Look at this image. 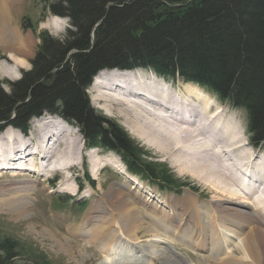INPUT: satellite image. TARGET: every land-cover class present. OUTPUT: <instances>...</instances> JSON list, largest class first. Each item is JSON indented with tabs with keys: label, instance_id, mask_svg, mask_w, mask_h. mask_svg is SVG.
<instances>
[{
	"label": "trees",
	"instance_id": "1",
	"mask_svg": "<svg viewBox=\"0 0 264 264\" xmlns=\"http://www.w3.org/2000/svg\"><path fill=\"white\" fill-rule=\"evenodd\" d=\"M70 20L63 38L41 34L39 54L21 81L0 84V130L26 129L43 111L75 122L88 146L121 152L133 171L142 163L127 132L92 107L88 88L105 68H152L179 74L243 107L256 145L264 141V0H48ZM22 131V130H21ZM15 242L0 240V264H15Z\"/></svg>",
	"mask_w": 264,
	"mask_h": 264
},
{
	"label": "rangeland",
	"instance_id": "2",
	"mask_svg": "<svg viewBox=\"0 0 264 264\" xmlns=\"http://www.w3.org/2000/svg\"><path fill=\"white\" fill-rule=\"evenodd\" d=\"M15 3H9L10 7H8L9 11L7 10L8 13H6V23L10 29L15 30L20 42L18 45H12L10 43L5 45L0 41V66L4 67L6 71L10 70L14 72L15 75L13 78H10L9 74L3 75L0 73L1 88L7 93H10L11 91L9 85L10 83L21 81L24 77V72L32 69V60L35 59L40 51V46L42 43V38L40 36L42 33L46 32L53 38H63L69 29H73L68 18H60V16L53 15L49 11L47 6V4H49L48 0H17ZM57 20L59 22H57ZM51 23L56 24L57 28L53 29ZM10 53H13L16 57L19 56V58H21V60L24 62L23 65H18L17 63L15 65L14 60L10 58ZM142 72L146 75L152 74L144 70ZM122 89L123 86L120 87L121 91ZM204 91L207 92V89L205 88ZM208 92L207 93L212 96L213 99L214 97L216 98L213 92ZM87 93L89 95L92 107L95 108L97 112H99L105 118L117 122L127 132L133 146L132 148H134L136 151V155L140 157L141 161L147 163L151 167V170H153L154 173L150 175L152 178L157 180V183H163V180H165V184L163 183L165 189L162 190L157 184L151 185L147 181L143 180L140 189L142 190L144 187L149 191L153 190L154 192L150 193L153 195V199L150 197L152 200H149L150 202L146 201L144 204L143 200L145 199V196L140 193V189L136 188V192L133 188L135 185L134 183L136 182H133L132 180L129 181L128 179V176L130 178L133 177L141 184L139 177L126 171V168L123 166L118 165V163L123 161L116 152H110L104 148H101L99 149V155L109 159L113 163V166H115L117 163L116 166L118 167L116 168H119L121 173L125 175L126 181L124 179L122 180L121 175H119L118 171L112 168L111 165L107 166V168L100 171L99 178L95 179V192L91 194V192H88L85 187L87 179L84 177V174L87 172L92 178L95 176H93V170L91 169V165L88 162V158L84 156L86 154V152H84L86 149L83 136L79 134L80 132L78 133V131L76 132L72 128L61 129L55 122V116L45 114L44 117L49 116L55 119L53 121V125L55 130L58 131L62 137L75 138V140L78 142L79 148L83 149L84 158L79 156L80 154L78 157H72L73 159L71 158V163L77 160L81 162L80 164L73 165L69 168V170L65 169L58 172L55 171L53 173L57 172L61 183L64 184L62 186H65L64 190H67L68 192L70 191V193H72L77 185L80 186L83 184L85 190L81 196H83L85 193H90L89 196L92 197L93 200L92 203L87 206V208H89L86 209V206L84 208L77 207L76 199L73 198L71 207L66 208L65 205H63L61 208V215H59V219H57L56 222L46 218L48 215L47 206L52 203L53 206L56 207L54 202L56 198L54 196L57 194L54 193L49 196L47 193L43 192L44 198L43 200L39 198L40 202H36L34 198L31 199V207L29 208V212L26 215L20 216L18 214L17 216L11 217V214L0 213V240L3 241L5 239H11L14 241L17 245V250L21 255L15 260V264H128L127 262H131L133 260V264H226V262H229V260L237 262L238 264H253L249 263L250 261L248 260H242V250L239 249H234L232 256L229 258L227 255L224 256L227 246L224 245L225 243L222 239L223 237L221 230L224 232L228 227L237 229L234 225L226 221V217H228L226 215L230 214L238 207H235L231 203L225 201V195H222L219 191H216L213 187H211V185H208L205 182H200L184 170L181 172V165H177L175 161H173L171 156L173 153L172 151H170L171 153L169 154H165L164 152L157 150L142 140L135 133L134 128L137 126L135 123H139L140 126H144V121H133L135 124V126H133L131 121L129 122L126 117L120 114L117 105V107L113 106V108L108 111V109L104 107V101L99 102L98 100H95L96 95L98 94L97 89H93L91 86L88 88ZM216 102L218 105H220L217 100ZM226 105L227 108H229L228 113L226 108V116L233 117L241 125L240 129L242 131V136L244 137L243 129L245 128L248 120L246 111L240 108H233L228 104ZM60 124L65 127V124ZM14 130L15 129L13 128L7 131L5 129V131L0 132V135L4 132H7L9 134H7L8 136L16 137L18 134H16ZM24 134L30 135V131L29 134ZM22 136L25 135L22 134ZM245 140L248 142L247 138ZM16 148H18V146H16ZM244 148L246 149V153L248 151L250 154L253 152L250 144ZM238 151L239 150L237 149V155L228 156V158L232 159L230 162L227 160L223 161V172H227V164H239L235 159L239 154ZM248 153L244 155V158L246 157L244 161H248L250 159V155ZM181 155H183L182 151L180 152V156ZM67 160L68 158L65 161L63 160L62 164H65ZM217 160L218 163H221L219 158H217ZM202 167H206V165ZM66 171H70V173H72V176L69 177V180H67L68 172ZM3 172L4 174L0 179V182H6L7 180L13 178L10 175L11 173L8 174V171ZM26 172H29L28 174L32 173V176L28 175L31 178H27V175H22L23 177L20 175L14 180L26 178L31 181L35 179V173L29 170ZM146 175L150 176L149 174ZM221 176L226 182L227 176ZM245 176L248 178V175ZM36 178H38V180L40 178V180L39 182H36L37 189L33 192L32 196H34L35 192L39 190V184L45 180L44 176L41 178L38 174L36 175ZM76 178L78 180L76 182L73 181L76 180ZM130 182L133 185L132 190H130ZM59 185L60 183L58 186ZM44 186L46 187L47 185L44 184ZM50 186L55 189L57 188L54 184ZM62 186H60V190ZM109 186H113L114 193H116L115 197L127 200L131 209L136 211L138 216V224L131 223L128 228L123 225L111 226L110 214L112 211H115V208L109 207L106 209L104 207L105 209L103 214L97 213V207L100 204L104 205V194L107 192ZM154 194H158L159 196L162 195L164 198L158 200V197H156ZM64 197L67 199L68 194L65 193ZM147 198L149 197L147 196ZM162 200L167 201L169 209L168 211H170V207L173 208L174 206L173 209L176 210V212H174L175 214L172 213L169 215L168 212L167 214L166 211L162 209L165 207L161 204V211L153 207L154 203L159 204L158 201L160 202ZM41 205H43L45 213ZM175 206L180 211L177 210ZM224 207L229 209V211H219V209H223ZM156 208H160V206L157 205ZM249 208L250 207L244 208L247 213H250ZM252 208L251 214H249V216H251V221L253 224L259 225L260 230L264 233V225L260 226V224L255 223L254 221L255 213L252 211H254L255 208L254 206ZM148 210H151L150 212L155 215L153 216ZM238 210H243V208ZM126 211L131 214L130 209H126ZM82 213L85 214L84 226L88 225L89 229L92 228V224L95 223V221H92L90 218L86 219L87 214H89L88 216L90 217L97 215L96 220L98 221L100 228L97 226L95 231L89 229V234L88 232L86 234L83 233L85 231L84 230L82 232L83 235H81V232L78 231L79 227L77 225L71 227L67 226L69 230H77L76 232H79L76 236L70 231H66L64 229V224H66V222L63 223V221H66L69 218L68 221L75 222L78 220V216H81ZM159 213L162 214L159 215ZM187 214H191V216H188ZM104 215L106 216L103 217ZM223 216L225 217L224 222L221 220V217ZM165 217L166 219L169 218L167 223L169 222L170 225L166 226L165 224L161 223ZM179 219L182 221V223L177 224L178 222H181ZM193 220L198 222L202 221L206 229L201 231L199 229H196V231L195 229H192ZM58 221H60V223ZM78 223H80V221ZM188 223H191V228L187 229L188 231H186L184 224L186 225ZM247 225L248 224H245L243 232L252 233L255 231L253 228L247 230ZM117 229L121 230L119 231ZM193 230L195 231L194 234L199 231V235L202 231L206 232V235L203 236V234H201L200 236L203 238L206 237L205 239H207V241L206 244H204H209L207 247L209 249V253L206 249L202 251L195 249L196 247H192L193 244L191 243V237H195L194 234H192ZM118 231L120 232L119 238ZM176 231L178 234L176 233L177 235L173 237V233ZM97 234L98 237L96 238ZM154 234H158L164 242L160 243V247H156V249L152 248L153 245H151L150 242L153 240ZM115 235H117V237H115ZM186 236L189 237L188 240H186ZM83 237H86V239ZM198 241H201V239L198 238ZM232 245L230 246L231 248ZM153 249L155 251L152 252ZM103 253H108L106 255L108 258L107 260L106 257L104 259L102 258ZM133 253H135L134 256H136V258L131 256ZM140 253H143L145 256H137L140 255ZM222 259L227 260L222 261ZM240 260L244 263H242Z\"/></svg>",
	"mask_w": 264,
	"mask_h": 264
},
{
	"label": "bare ground",
	"instance_id": "3",
	"mask_svg": "<svg viewBox=\"0 0 264 264\" xmlns=\"http://www.w3.org/2000/svg\"><path fill=\"white\" fill-rule=\"evenodd\" d=\"M10 1L15 3L17 0H0V41L5 45L9 43L18 45L20 41L15 30L10 29L6 23V13H8L7 10L9 11ZM57 22L59 21L57 20ZM51 25L53 29L57 28L56 24L51 23ZM9 55L14 60L15 65L16 63L23 65L24 62L18 55V57L13 53ZM136 70L138 71H100L94 77L91 85L93 89L98 90L95 100L99 102L104 101V107L108 111L113 106H118L120 114L126 117L129 122L131 121V123L133 121L139 122V120L144 121V126H140L139 123H135L137 124L135 126L133 123L135 133L142 140L165 154H169L172 151L171 156L173 161L177 165H181V172L184 170L200 182L211 185L216 191L225 195V201L238 207L226 215L228 216L226 217V221L237 229L227 226L228 228L224 232L221 230L224 245L227 246L224 253L229 258L232 256L234 249H239L242 250L243 261L248 260L250 261L249 263L264 264V233L260 230L259 225L253 224L251 216H249L254 206L255 209L252 212L255 213V223L260 224V226L264 225V157H255L256 153L251 152L250 154L248 151L250 159L244 161L246 159L244 155L247 154L244 147L249 144L242 136L241 125L233 117L226 116V107L218 105L216 100L197 84L180 81L177 85V91H171L169 86L163 84V78L157 79L154 74L146 75L140 69ZM0 73L3 75L9 74L10 78L15 76L14 72L10 70L6 71L2 66H0ZM121 86H123L122 91L120 90ZM177 96L181 102L176 99ZM213 106L215 107V111L212 110ZM54 120V118L49 116L34 120L30 135H26L24 133L27 132L16 128H13L16 134H18L16 137L8 136L7 132L0 135V179L3 177V171H8L13 177L6 182H0L1 214H11V217L18 214L20 216L28 214L31 207L30 202L33 199V192L37 189L36 182L40 180V178L39 180L36 178L37 174L42 178L43 176H50V172L69 170L73 165L81 163L75 160V158V161L72 163L71 161L72 157H78L79 154V156L83 157V149L79 148L75 138L62 137L55 130L53 125ZM55 122L61 129L72 128L71 126H62L58 120ZM22 134L25 136H22ZM218 145H221V148L214 152L215 147ZM222 147L226 148L222 150ZM237 149L239 150V154L235 159L239 164L229 163L227 164V172H223V161L227 160L230 162L232 159L228 158V156L237 155ZM181 151L183 155L180 156ZM84 156L88 158V162L93 170V176L96 179L99 178L102 166L107 164L113 165L109 159L99 155V150H89ZM65 157L68 160L65 164H62V161L66 160ZM217 158L221 160V163L217 162ZM205 165L206 167H202ZM115 167L118 166L115 164ZM27 170L35 173V179L31 181L26 178L14 180L20 175L32 176V173L28 174L29 172H26ZM221 175L227 176L226 182L222 179ZM245 175H248V178ZM253 176L256 178L255 183L258 178L260 179L261 185L258 188L250 182ZM69 177L67 176V180H69ZM128 179L129 181L136 182L133 187L135 190L141 186L140 182L133 177L130 178L128 176ZM62 185L64 184L60 182V186ZM104 196V205L100 204L97 207V213L103 214L105 208H115V211H112L110 214L111 226L123 225L128 228L131 223L138 224L136 211L131 209L127 200L115 197L116 193H114L113 186H109ZM151 196L153 197V195ZM158 203L165 207L163 209L169 215L175 214L176 210L173 209L174 206L173 208L169 206L170 211H168L167 201L162 200L158 201ZM247 207H250V213H247L244 209ZM240 208H243V210H238ZM126 209H130L131 214ZM220 210L222 212L229 211L225 207ZM88 215L86 219L90 218L92 221H95L92 224V228L89 229L95 231L97 226L100 228L96 220L97 215H93L94 217ZM188 216H191V214ZM166 217L162 222L160 220L161 217L159 220L167 226L170 224L169 222L167 223L169 218L166 219ZM224 218V216L221 217L222 222H224ZM179 223H182V221L177 224ZM245 224H248L247 230L253 228L255 231L252 233L243 232ZM184 228L188 231L187 229L191 228V223L184 224ZM79 229L83 232L85 226L84 229ZM192 229H199L201 231L205 230L206 227L202 221L193 220ZM117 230L120 231L121 229ZM119 231L118 238L120 235ZM97 237L98 234L96 235ZM202 239L204 238L202 237ZM206 241L207 239H204L205 244ZM150 242L153 245L151 247L154 249L156 247L159 248L160 243H164L158 234H154L153 240ZM208 246L209 244L205 245V247ZM201 247L204 249V246ZM154 249L152 252L155 251ZM135 253L131 256L136 258L134 256ZM141 255L143 253L137 256ZM226 260L222 259V261ZM243 261L241 262L244 263ZM226 264L238 263L229 260Z\"/></svg>",
	"mask_w": 264,
	"mask_h": 264
}]
</instances>
